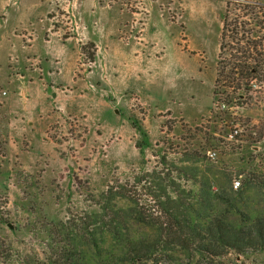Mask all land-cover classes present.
<instances>
[{"label":"rangeland","instance_id":"374dc122","mask_svg":"<svg viewBox=\"0 0 264 264\" xmlns=\"http://www.w3.org/2000/svg\"><path fill=\"white\" fill-rule=\"evenodd\" d=\"M252 1L264 4L0 0V236L22 264L65 237L107 239L119 212L122 234L139 235L159 231L136 211L165 222L178 203L234 223L264 215L258 184L233 186L264 172V72L236 86L239 100L214 98L224 20L252 28L264 54V9ZM60 10L66 34L48 31ZM88 59L96 73L84 78ZM23 74L34 83L21 92Z\"/></svg>","mask_w":264,"mask_h":264},{"label":"trees","instance_id":"16d2710c","mask_svg":"<svg viewBox=\"0 0 264 264\" xmlns=\"http://www.w3.org/2000/svg\"><path fill=\"white\" fill-rule=\"evenodd\" d=\"M246 4L264 9L254 1ZM223 23L214 98L239 100L242 94L232 97L231 93L247 78L264 72V54L258 50L260 44L254 40L252 28L237 23L227 26L226 20ZM255 175H247L237 191L242 192L252 182L264 191V172L260 177ZM195 203L201 205L202 201ZM190 205H173L165 222L150 220L144 212L136 211L139 222L155 226L158 234H122L127 221L119 212L120 217L113 218V234L107 239H98L96 234H80L79 242L65 237L56 248L49 246L51 252H44L45 258L33 252L28 260L35 264H226L231 257L264 254V215L234 223L215 210L197 217L193 214L195 205ZM22 258L12 243L0 236V264H22Z\"/></svg>","mask_w":264,"mask_h":264},{"label":"crops","instance_id":"0c3cea01","mask_svg":"<svg viewBox=\"0 0 264 264\" xmlns=\"http://www.w3.org/2000/svg\"><path fill=\"white\" fill-rule=\"evenodd\" d=\"M257 3H259V4H261L260 2H257ZM261 5H263L264 6V4H261ZM65 13H66V11H64V10H60V12H59V14H58V16H56L55 14H53V15H51V21H53V26L52 27H50L49 29H48V31L49 30H51L53 27L57 30L56 31V33L57 34H60V33H62L63 34V32L66 34V32H68V26L66 25V23H64L63 22V20L62 19H64L65 18ZM62 22V23H64V26L63 25H59V22ZM56 23V24H55ZM62 29V30H61ZM64 38V37H63ZM72 38H74V37H71V36H69V38H66L65 40H67V39H72ZM76 40H78L77 38H76ZM33 60L35 61V65H37V63H38V60H37V57H35L34 56V58H33ZM33 67H36V68H38L37 66H34V65H32ZM32 66L30 67L31 69H33L32 68ZM96 66V65H95ZM95 66H93V68L88 72V73H86V76H84V78H86V77H88V76H91L92 74H95L96 72V68H94ZM40 71H42V68H40ZM43 75L41 74V78H43L42 77ZM25 78H29V82L28 83H26L25 81H24V79ZM107 80V79H106ZM111 81H113L112 80V78H111ZM34 83V80H32V78H30L27 74H23L22 75V81H21V83H18L19 84V87H20V90H21V92H24L26 89H30L29 87H30V84H33ZM53 95H54V97H55V99L56 100H58V99H60V98H62L61 97V95H60V92L59 91H57L56 89L55 90H53Z\"/></svg>","mask_w":264,"mask_h":264},{"label":"built area","instance_id":"2783aa9c","mask_svg":"<svg viewBox=\"0 0 264 264\" xmlns=\"http://www.w3.org/2000/svg\"><path fill=\"white\" fill-rule=\"evenodd\" d=\"M75 28L77 29L78 28V25L75 23ZM85 60V59H84ZM89 60V59H88ZM82 66H84L85 67V69L89 72L92 68H93V66H94V62H91L90 60L88 61V62H86V63H83V65ZM254 85V84H253ZM217 106H218V108L219 109H221V110H224V109H226V108H228V106H227V104L226 103H224V102H222V103H218L217 104ZM220 110V111H221ZM239 133V129L238 128H235V129H233L232 130V132H231V137H233V136H235V135H237ZM208 156L210 157V158H215L216 156H217V151L216 150H208ZM241 175L239 176V178H237L236 180H234V182H233V186L237 189V188H239L240 186H241V183H242V180H241Z\"/></svg>","mask_w":264,"mask_h":264}]
</instances>
